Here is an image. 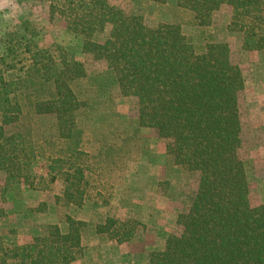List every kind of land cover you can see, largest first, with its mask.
I'll return each mask as SVG.
<instances>
[{"label":"trees","instance_id":"16d2710c","mask_svg":"<svg viewBox=\"0 0 264 264\" xmlns=\"http://www.w3.org/2000/svg\"><path fill=\"white\" fill-rule=\"evenodd\" d=\"M133 1L167 12L169 19L148 26L142 16L126 14L108 0H50L49 13L81 38L83 54L105 63L120 95L136 100L135 119L118 112L108 89L67 49L39 45L31 22L23 23V33L7 31L1 39L4 186L47 191L62 180L63 195L55 203L67 230L48 224L21 245H8L0 235V264L81 260L90 225L66 208L106 201L100 186L114 184H105L103 174L115 180L126 161L136 159L144 142L140 128L157 131L168 165L182 175H198L189 204L176 216L180 233L169 234L147 264H264V203H251L239 153L244 78L228 43L205 32L213 14L226 7L231 16L225 29L241 34L242 51L264 53V0ZM38 164L45 177L36 174ZM94 171L100 173L96 183ZM137 226L135 220L107 217L93 231L100 240L123 243Z\"/></svg>","mask_w":264,"mask_h":264},{"label":"rangeland","instance_id":"374dc122","mask_svg":"<svg viewBox=\"0 0 264 264\" xmlns=\"http://www.w3.org/2000/svg\"><path fill=\"white\" fill-rule=\"evenodd\" d=\"M49 1L0 0V52L4 34L7 31L23 33V23L29 21L37 31L39 45L57 44L67 49L84 63L88 75L97 76L99 83L108 89L118 112L124 118L135 119L138 113L136 100L120 95L116 81L103 61H96L81 52V38L67 29L63 19L57 15L50 17ZM108 1L126 14L142 16L148 26L169 19L167 12L141 7L133 0ZM230 16V10L222 7L213 14V22L205 32L228 43L231 58L242 71L245 88L239 100L242 139L239 153L247 170L251 203L259 205L264 203V53L242 51L241 34L225 29ZM185 31L194 30L185 26ZM139 135L144 142L136 159L126 161L115 180L109 174H103L105 184H114L112 188L100 186L106 201L89 200L82 208L74 205L66 208L69 215L90 225L82 240L86 247L83 257L78 260L82 264H147L149 254L162 247L169 234L180 233L176 216L189 204L198 175H182L168 165L165 144L155 129L140 128ZM35 172L46 176L41 164L35 166ZM97 174L100 173L94 171L91 176L94 183ZM4 177L5 174L0 173V235L6 244L27 243L48 224H58L61 232H66L67 225L59 222L55 203V197L63 195L65 185L62 180H56L50 190L38 191L21 183L5 188ZM107 217L122 222L135 220L140 226L134 237L123 243H118L115 238L100 240L93 227L97 223L103 224Z\"/></svg>","mask_w":264,"mask_h":264},{"label":"crops","instance_id":"0c3cea01","mask_svg":"<svg viewBox=\"0 0 264 264\" xmlns=\"http://www.w3.org/2000/svg\"><path fill=\"white\" fill-rule=\"evenodd\" d=\"M77 263H78V264H82V263H80V262H78V261H77V262H74L73 264H77Z\"/></svg>","mask_w":264,"mask_h":264}]
</instances>
